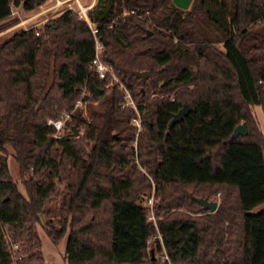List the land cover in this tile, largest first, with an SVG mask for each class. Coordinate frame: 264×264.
<instances>
[{
  "label": "trees",
  "instance_id": "16d2710c",
  "mask_svg": "<svg viewBox=\"0 0 264 264\" xmlns=\"http://www.w3.org/2000/svg\"><path fill=\"white\" fill-rule=\"evenodd\" d=\"M44 1L0 0V21ZM88 14L139 104L138 151L127 143L132 107L121 106L119 82L89 68L85 18L66 9L0 40V264L13 263L5 223L26 238L17 264H47L36 223L58 193L45 226L55 243L67 235V264H264V208L251 211L264 201L253 109L264 112V0H95ZM84 84L94 92L85 113L74 108ZM185 103L189 112L171 123ZM65 111L63 136H52L48 117ZM243 121L248 132L234 135ZM153 185L156 224L139 200ZM192 194L221 200L209 211Z\"/></svg>",
  "mask_w": 264,
  "mask_h": 264
},
{
  "label": "rangeland",
  "instance_id": "374dc122",
  "mask_svg": "<svg viewBox=\"0 0 264 264\" xmlns=\"http://www.w3.org/2000/svg\"><path fill=\"white\" fill-rule=\"evenodd\" d=\"M55 0H45L42 2L39 6L31 9V10H25L22 6H14L12 13L5 19L1 20L0 22H3L6 24V27L0 30V40L4 39L5 37L9 36L14 30L19 28V26L23 27H30V26H37L42 27L45 20H47L50 17H54L61 13L62 11L66 9H73L77 10L80 7V4L89 6V8L94 4V0H64L62 3H59L58 5L52 6ZM194 0H192L193 2ZM191 2V4H192ZM70 6L72 8H70ZM77 12V11H76ZM45 18V19H44ZM44 30V29H43ZM220 47H222V44H218ZM96 104H98V101H95ZM254 112L257 116V119L259 121V125L261 129L264 131V112L260 104H255L253 106ZM85 113V111H84ZM129 111L124 112L123 115L128 114ZM83 130V129H82ZM81 130V131H82ZM128 134V146H131L132 139V129L127 130ZM9 157H8V164L9 168L11 170V173L13 175V179L16 180L20 186V189L26 193L25 187L22 182L21 174H20V167L17 159L15 158L13 152L11 149H9ZM137 157V156H136ZM137 162H139V158L137 157ZM140 166V164H139ZM60 189L64 187V183H59ZM153 195V205H154V199H155V186L153 185L152 189L146 192H141L139 196V200L146 204L148 203V196ZM213 199V198H212ZM60 200V195L55 194L53 197H51L46 204L45 212H42L41 221L36 223V228L38 230V233L42 239V251L44 255V260L47 264H67V259L65 255V247H66V240L67 235H65L62 240L59 243H55L50 235L48 234L46 230L45 223L47 219L51 218L53 221L57 217V215L50 210H53L58 204ZM219 202L221 200L220 197H217ZM264 208V201L260 204L254 206L251 211H258L260 209ZM159 237V234H158ZM21 242L25 241L26 238L22 237L20 238ZM155 254V252H154ZM156 254H160V252L156 251Z\"/></svg>",
  "mask_w": 264,
  "mask_h": 264
},
{
  "label": "built area",
  "instance_id": "2783aa9c",
  "mask_svg": "<svg viewBox=\"0 0 264 264\" xmlns=\"http://www.w3.org/2000/svg\"><path fill=\"white\" fill-rule=\"evenodd\" d=\"M64 0H55L52 6L58 5L62 3ZM70 8H72L70 6ZM89 6L80 4V7L76 10L79 17L85 18L88 22L91 31L94 35L95 40V50L94 54L90 60L89 68L97 73L101 78H105L107 76L112 77V81H117L120 84V88L124 91L125 100L121 103L122 107L131 106L132 110L129 111L128 114L123 115L124 120L128 124V129H132L131 139L132 143L131 146L135 148L137 153L138 151V138L140 132L143 129V118L142 113L139 108L138 102L134 99L130 89L128 86L118 77L113 65L106 61L103 56V51L105 48L104 41L101 38L100 30L98 25L90 18L88 14ZM44 30L37 29V33H40ZM46 36H49L46 33ZM110 83H107L106 86H109ZM94 96V92L88 88L87 84L82 85L79 93V97L75 103V107H83L84 111H86L88 101ZM71 117V111H65L60 117H48L47 121L49 124H52L55 127V130L51 133L52 136L61 138L63 136V129L66 125V121ZM137 159V158H136ZM153 195L148 196V203L147 206L150 208V218H152L156 222V216L154 215L153 210ZM146 205V204H145ZM4 233L6 237V241L8 243L9 249L13 256V263L17 264L18 260L20 259L21 255L18 253V250L21 249V239L16 237L13 232L9 229L8 224H4ZM161 234H159V238L161 239ZM165 257H168L165 254Z\"/></svg>",
  "mask_w": 264,
  "mask_h": 264
},
{
  "label": "water",
  "instance_id": "95a60500",
  "mask_svg": "<svg viewBox=\"0 0 264 264\" xmlns=\"http://www.w3.org/2000/svg\"><path fill=\"white\" fill-rule=\"evenodd\" d=\"M173 2L181 8H189L191 6L192 0H173ZM145 30L147 34L151 32V30L148 28H145ZM136 73L140 75L143 79H145L149 74L147 70L144 71L138 70L136 71ZM190 108L191 106L185 103L177 112L174 113L173 118L171 119V123H174L182 119L185 116V114L189 112ZM247 132H248V124L246 121H243L235 127L233 134L238 135L240 133H247ZM73 134L78 135L79 130L76 129ZM192 197L196 199L198 202H200L204 208L209 209V211L216 210L219 205V201L216 199H209L207 197L197 196L194 194H192Z\"/></svg>",
  "mask_w": 264,
  "mask_h": 264
},
{
  "label": "crops",
  "instance_id": "0c3cea01",
  "mask_svg": "<svg viewBox=\"0 0 264 264\" xmlns=\"http://www.w3.org/2000/svg\"><path fill=\"white\" fill-rule=\"evenodd\" d=\"M95 2V0L93 1V3ZM45 19V18H44Z\"/></svg>",
  "mask_w": 264,
  "mask_h": 264
}]
</instances>
